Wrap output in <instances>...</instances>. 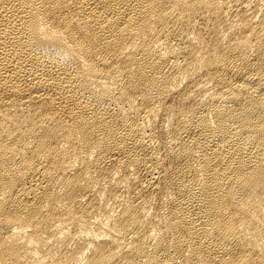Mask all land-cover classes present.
<instances>
[{"label":"bare ground","instance_id":"6f19581e","mask_svg":"<svg viewBox=\"0 0 264 264\" xmlns=\"http://www.w3.org/2000/svg\"><path fill=\"white\" fill-rule=\"evenodd\" d=\"M0 264H264V0H0Z\"/></svg>","mask_w":264,"mask_h":264}]
</instances>
